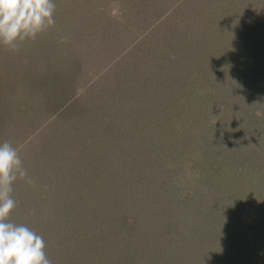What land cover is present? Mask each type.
<instances>
[{
	"label": "rangeland",
	"instance_id": "374dc122",
	"mask_svg": "<svg viewBox=\"0 0 264 264\" xmlns=\"http://www.w3.org/2000/svg\"><path fill=\"white\" fill-rule=\"evenodd\" d=\"M55 2L0 46L10 219L52 264H264V0Z\"/></svg>",
	"mask_w": 264,
	"mask_h": 264
},
{
	"label": "clouds",
	"instance_id": "9594fccd",
	"mask_svg": "<svg viewBox=\"0 0 264 264\" xmlns=\"http://www.w3.org/2000/svg\"><path fill=\"white\" fill-rule=\"evenodd\" d=\"M55 0H0V46L18 52L23 44L56 25ZM119 4L110 15L119 17ZM67 37H61L64 43ZM262 117L264 113L257 112ZM22 149L5 140L0 143V264H52L46 241L25 224L10 217L17 208L13 185L17 180L35 186L21 157Z\"/></svg>",
	"mask_w": 264,
	"mask_h": 264
},
{
	"label": "trees",
	"instance_id": "16d2710c",
	"mask_svg": "<svg viewBox=\"0 0 264 264\" xmlns=\"http://www.w3.org/2000/svg\"><path fill=\"white\" fill-rule=\"evenodd\" d=\"M105 108H109V106L108 105H106V107ZM112 109H114V107H111ZM110 108V109H111ZM104 111H105V109H103ZM110 111V110H109ZM106 112V111H105ZM129 113V112H128ZM131 113V112H130ZM127 116H129L128 114H127ZM128 118V117H127ZM128 120H130V117L128 118ZM132 120V119H131ZM116 125V122H114V123H112L111 124V126L110 127H114ZM131 131H132V129L131 128H127V133H126V135H125V137H124V139H131L132 140V138H131ZM112 139V138H111ZM87 161H88V163H91L92 164V161H90L89 159H87ZM91 164H89V165H91Z\"/></svg>",
	"mask_w": 264,
	"mask_h": 264
}]
</instances>
